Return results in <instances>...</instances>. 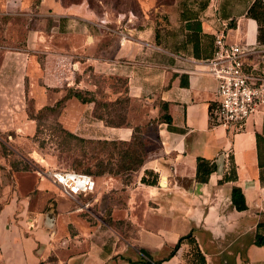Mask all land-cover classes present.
Instances as JSON below:
<instances>
[{"label": "crops", "instance_id": "0c3cea01", "mask_svg": "<svg viewBox=\"0 0 264 264\" xmlns=\"http://www.w3.org/2000/svg\"><path fill=\"white\" fill-rule=\"evenodd\" d=\"M256 1L176 0L120 31L108 26L109 19L100 24L86 2L64 7L61 0H42L40 16L52 18L57 23L53 31L68 36V42L43 47L36 33L34 44L30 37L27 46L2 47V77L12 81L6 93L9 89L15 97L5 93L7 98L0 99V120L18 113L26 90L41 107L71 88L95 91L105 78L116 85L113 91L110 85L105 88L110 100L124 92L116 90L123 80L133 100L165 104L173 128L164 124L159 130L160 154L147 170L157 183L143 181L149 178L145 168L126 184L128 238L83 235L75 216L62 223L54 210L36 206L37 198H46L40 194L46 185L38 181V192L23 193L14 175L1 176L0 264H187L189 243L171 254L190 233L206 264H264V246L255 243L258 226L264 224V107L243 126L217 125L218 81L209 73L216 35L225 29L231 44L251 52L248 71L264 75V43L259 42L258 22L248 16ZM2 80L0 85L7 86ZM94 108L72 98L61 122L87 138L130 140L132 129L106 126ZM19 129L28 135L35 131L32 121ZM199 159L208 163L202 164V175L209 166L215 168L207 181L199 180ZM231 167L236 182L224 180ZM114 183L125 185L105 178L97 199ZM234 186L245 196L244 211L232 202Z\"/></svg>", "mask_w": 264, "mask_h": 264}, {"label": "rangeland", "instance_id": "374dc122", "mask_svg": "<svg viewBox=\"0 0 264 264\" xmlns=\"http://www.w3.org/2000/svg\"><path fill=\"white\" fill-rule=\"evenodd\" d=\"M39 1L40 0H0V78L3 79L2 81H4V83H8L7 86L0 85V92L4 91L0 93L1 100L7 98V93L10 98L14 99L15 97L14 94L10 93L11 91L9 89L6 93V89L9 88L12 81H10V77H2V64L5 57L2 47L27 46L25 41L30 37V43L34 44L36 33L38 34L37 36H40L39 40L43 47H53L56 44L66 45L68 42V36H60V34L53 31V27H55V25L57 26V23L52 18L48 16L43 17L37 13V4ZM175 1L176 0H94L93 8L90 7L88 0H83L80 4L86 2L93 16L99 20L98 22L100 24H107V21L103 24V20L100 21V19H109L111 21L108 25L109 27L112 26L114 29L122 31L131 28L132 24L136 25L137 20L142 19V17L147 14L155 12L158 6H170L173 5ZM50 12L53 13L52 10H47V14ZM133 16V21L130 22L129 19ZM48 18L49 20H47ZM51 35H53V37H51ZM38 56L41 55L38 54ZM108 84H111V82L106 80L103 85L107 87ZM117 86V90L121 92L124 91L125 84L121 81ZM108 90L109 88L107 91ZM21 97L22 100H20L19 103L22 108H17L19 114L17 113L14 116L7 113L1 115L0 178H2L1 176L10 178L14 175L23 193L27 190H33L34 188H36L37 191L38 181L46 185V191L40 190V194H44L46 198H37L35 200L36 206L49 207L50 211L54 210V212L52 211L53 214L58 215L61 222L69 215L75 216L74 220L83 224L81 230L83 235L96 233L99 237L103 234H112L115 236L116 233H118L125 238L130 237L132 235L131 228L129 225L126 226L128 222L126 214V184L130 182L134 183L135 177L139 176L145 168L147 177H149L148 179L145 177L147 182H153L152 178L154 173H150L153 171L147 170H149L148 168L151 166L150 163L154 160L155 156L160 154L159 130L163 128L164 124H167L164 119L165 111H161V105L159 106V103L152 104L136 99L133 100L132 98H125V102L122 104L123 106H120L118 109L113 108L112 111L108 112L110 116L108 120L114 124L126 123L129 120L133 126H140L138 136L142 138L143 147L138 150L139 152L143 151L142 156L145 158V162L143 166H140L130 173L124 171L123 174L119 175L95 177L97 184L95 194L88 198H80L79 201H74L63 198L59 189L53 185L49 179L40 176V171L66 170L87 173L86 169L91 168L94 172L96 171L95 165L98 160L107 163L108 160L113 157L116 160L113 163L119 166L118 163L121 161L120 155L115 151L112 145L104 147L99 144L83 143L73 139L65 140L61 135L57 137L58 134L56 137L51 136V132L47 130V128L55 125L57 119H59V114L61 115L62 113L63 115L66 108L64 110H61V108L57 109L53 113L44 112L38 114L39 109L44 106H52L57 100L51 105L43 103V106L38 107L35 98H32L33 101H31L30 98H25L23 95ZM17 99L19 100V98ZM27 110L30 111L33 117L40 118V122L43 125L40 134L35 138L37 124L34 121H32L35 130L34 133L28 135L29 133L24 134L22 131H17L23 126L25 128L28 122L31 123V120H29L27 116ZM20 113H24V115ZM9 116L10 118H8ZM65 121L68 123V116L65 117ZM63 126L68 129L66 124H63ZM17 127L19 128L17 129ZM78 136L95 143L98 142V140H105ZM41 145L43 148H40ZM122 148L126 149L127 146ZM67 150H70L69 153H66ZM17 169L19 171H17ZM115 169H117V166H115ZM105 178H117L121 180V183L123 181L125 185L122 186L121 184L120 186L119 183H114L111 186L110 184L111 189H109V193H106L105 196L100 197L98 200V192L104 187L103 183ZM10 181L9 183H11ZM105 186H109V184ZM118 186H120V189H118ZM85 204L90 205L86 208ZM58 205L60 207V212L56 210ZM110 219L112 223L109 224L107 221ZM68 221L66 222L67 224ZM89 224H95L96 226L89 228ZM65 230H67V225H65ZM191 249L192 248H190L189 252Z\"/></svg>", "mask_w": 264, "mask_h": 264}, {"label": "trees", "instance_id": "16d2710c", "mask_svg": "<svg viewBox=\"0 0 264 264\" xmlns=\"http://www.w3.org/2000/svg\"><path fill=\"white\" fill-rule=\"evenodd\" d=\"M62 4L64 7H70L72 5H78L82 3L83 0H61ZM42 0L39 1L37 4V13H40V6H41ZM88 3L90 4V7L93 8L94 6V0H88ZM175 3V2H174ZM173 3V4H174ZM248 16L255 19L258 22L259 25V42L264 43V0H257L253 6L250 8L248 12ZM101 20H106L105 18L100 19ZM114 29V28H113ZM102 78V77H101ZM101 80V79H100ZM106 79L102 78L101 82L99 83V87L95 91H91L89 89H79V88H71L66 90V93L63 95L62 98L57 99L56 103L52 106H44L41 109H39L38 114H42L44 112H50L53 113L57 109L61 110L65 109L67 107V103L70 99L76 98L78 99L81 103L83 104H91L93 103L95 105L94 108V116L100 120L103 121V123L108 126V127H114V128H120V127H127L132 129V135L130 140H98V142H93V141H88L86 139L80 138L78 135L75 133L71 132L70 130L64 128L63 124L60 121V118L62 116L59 114V119H57L55 125L49 126L47 130L51 132V136L59 137L60 135L63 136V139H73L75 141L83 142V143H90V144H99L104 147L108 146H113L115 148V151L120 155L121 161L117 164H114L113 162L116 161L115 158L111 157L107 163H105L102 160H98L96 166V171H92L91 168H87L86 171L90 175H92L94 178H99L101 176H106V175H119L123 174L124 171L126 173H130L138 169L140 166H143L145 162V158H143V151L139 152V148L143 147V142L142 138L138 136L139 131H140V126H133L131 122L128 120L126 123H121V124H114L108 120L110 118L108 112L112 111V109H118L120 106H123L122 104L125 102V98H129L130 96L128 95V88L126 87V82L123 80H120L123 84H125L124 92L119 95L116 99L110 100V95L108 92L105 91L106 86L103 85L105 84ZM109 81V80H107ZM119 81V82H120ZM110 82V81H109ZM112 86V89L115 90L116 85L114 86L112 83L108 84V86ZM118 87V86H117ZM104 88V89H102ZM117 90V89H116ZM27 91V97L30 98L31 101L33 97H31L28 94ZM128 99V100H129ZM161 105V111H165L164 113V119L165 122L167 123L168 127L172 129V119L171 116L167 113V106L163 103H159V106ZM117 111V110H115ZM63 112V111H62ZM27 116L28 119L31 121L36 122V134L34 136L37 137L38 134H40L42 130V123L40 122V118L33 117V115L30 113L29 110H27ZM37 116V115H36ZM54 130V132H53ZM137 142V143H136ZM124 146H127L126 149L122 148ZM137 147V148H136ZM40 148H43L41 145ZM70 150H67L66 153H69ZM114 155V154H112ZM202 164H208L205 162V160L199 159V171H198V176L199 180L201 181H207L208 177L210 174L214 171L213 166H209L204 174L202 175ZM115 166H117V169H115ZM16 167V166H15ZM17 171H19L17 169ZM225 181H237V173L236 170L231 167L229 174L224 178ZM223 180V181H224ZM145 183L149 185H155L157 183L156 180H154L151 183H148L146 178L143 179ZM221 181V182H223ZM232 202L234 206L237 208L239 211H244L247 209V203L245 196L238 186H234L233 192H232ZM109 224L112 223V220L110 219L107 221ZM189 243L191 246L190 248L191 251L188 253L189 260H187L188 264H206L205 257L201 253L195 239L193 236V233H190L180 239V241L177 243L175 248L173 249V252L171 256L173 257L176 255V253L179 251V249L182 247L183 243ZM255 243L258 246H264V224H259L258 229H257V234L255 238Z\"/></svg>", "mask_w": 264, "mask_h": 264}, {"label": "built area", "instance_id": "2783aa9c", "mask_svg": "<svg viewBox=\"0 0 264 264\" xmlns=\"http://www.w3.org/2000/svg\"><path fill=\"white\" fill-rule=\"evenodd\" d=\"M134 16L129 19L133 21ZM106 20L102 23L105 24ZM250 51L227 40L225 29L215 38V54L209 62V73L218 81V105L213 119L227 128L243 126L264 107V75L248 71ZM68 199L79 201L95 194V178L87 173L66 170L40 171ZM90 204H85L88 208ZM83 208V205H82Z\"/></svg>", "mask_w": 264, "mask_h": 264}]
</instances>
